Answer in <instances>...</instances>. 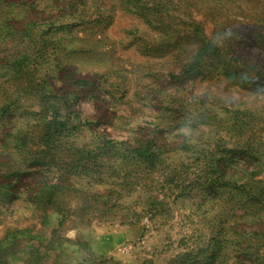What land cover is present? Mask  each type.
<instances>
[{
    "label": "rangeland",
    "instance_id": "obj_1",
    "mask_svg": "<svg viewBox=\"0 0 264 264\" xmlns=\"http://www.w3.org/2000/svg\"><path fill=\"white\" fill-rule=\"evenodd\" d=\"M115 231L264 264V0H0V264Z\"/></svg>",
    "mask_w": 264,
    "mask_h": 264
},
{
    "label": "crops",
    "instance_id": "obj_2",
    "mask_svg": "<svg viewBox=\"0 0 264 264\" xmlns=\"http://www.w3.org/2000/svg\"><path fill=\"white\" fill-rule=\"evenodd\" d=\"M127 236L128 234L124 231H115L92 239L89 237L67 239L61 245L60 250L64 254L74 253V257L79 258L76 263L82 264L85 263L86 256H89L88 259L99 258L111 254L117 248L124 247L127 244Z\"/></svg>",
    "mask_w": 264,
    "mask_h": 264
}]
</instances>
